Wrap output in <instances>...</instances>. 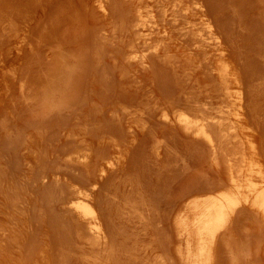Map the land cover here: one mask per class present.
<instances>
[{"label":"rangeland","instance_id":"obj_1","mask_svg":"<svg viewBox=\"0 0 264 264\" xmlns=\"http://www.w3.org/2000/svg\"><path fill=\"white\" fill-rule=\"evenodd\" d=\"M191 106L223 115L216 149L165 116ZM242 149L264 169V0H0V264H264L251 202L200 249V196Z\"/></svg>","mask_w":264,"mask_h":264},{"label":"bare ground","instance_id":"obj_2","mask_svg":"<svg viewBox=\"0 0 264 264\" xmlns=\"http://www.w3.org/2000/svg\"><path fill=\"white\" fill-rule=\"evenodd\" d=\"M164 2H166V1H164ZM101 5H102V3H101ZM196 5H198V4H196ZM137 10L139 11V9H137ZM136 17L138 19V22H139L138 24L140 26H145L147 24L148 21L144 18L142 12H138V16H136ZM133 18H134V16H133ZM150 22H152V21H150ZM136 27H138V25ZM193 30L194 29H192V31ZM138 31H140V30H138ZM138 31H137V33H138ZM205 31L210 33L209 38L216 39L217 41H219V38H218L219 36H217V35L215 36L213 25L209 20H206ZM142 35H144V34H142ZM142 58H144V57H142ZM204 65H205V63H204ZM223 71L227 72L228 69L227 70L225 69ZM222 73H223V79H224L225 78L224 72H222ZM227 76H229V75H227ZM225 80H224V82H225ZM228 83L229 82H227V86H228ZM225 91H226V89H225ZM226 92H227L228 96H232V97L234 96V94L231 92L230 87L227 88ZM222 94H224V93H222ZM236 96H237V98L242 99L240 94H237ZM214 99H215V97H214ZM196 103L199 104L198 102H196ZM208 103H209V101H208ZM211 103H214V102H211ZM240 103H242V102H240ZM200 104L203 105V103H200ZM187 105H188V103H187ZM209 105H210V103H209ZM188 107H189V105H188ZM209 108H211V106ZM214 108H216V107L212 106V109H210V113L209 112L203 113L206 110L205 108H203L205 110L202 113L201 112L198 113L199 111H202V108L199 106H191L190 110H188V109L183 110L182 108H180V110H176L175 112L173 111L174 117L170 113H166L165 116H166V118H169L170 121L175 120L176 122L175 121L174 122L176 125L183 128L186 132H188L192 135L194 134L193 136H196L197 138L199 137L200 140L201 139L205 140L206 142H208L209 145H211L214 149H216L218 147V144H216V137L214 135V132L211 131L212 127L213 126L220 127L221 131H226L227 129L223 130V121H222L223 115L220 116L218 114L219 112L218 113H216V112L211 113V111L214 110ZM194 109H196L198 111L194 112L193 111ZM207 109H208V107H207ZM219 109H221L220 110L221 113L224 111L223 107L222 108L219 107ZM215 111H217V110L215 109ZM223 113H225V112H223ZM240 115H241V113H240ZM236 124L237 123L231 124L230 127H228V129H230V130L233 129L237 132L236 128H238L237 127L238 125H236ZM215 130H217V129H215ZM227 133H228V130H227ZM221 136H222V134H221ZM231 136H232V133H231ZM239 140H240V143H243L241 141V139H239ZM226 141H227V136H226V139H222V141H220V142L224 143ZM217 143H218V141H217ZM244 145H245V143H244ZM251 147L254 150L253 153H255V151H256L254 149L255 146L251 145ZM245 149L248 151L247 147ZM238 153L242 154L244 157L240 158V159H236V155ZM246 153L247 152H245L242 149V150H237V151L229 154V158H228V164H229V168H230L229 180L231 183H230V185H228V187L224 188L225 186L220 185V186H217V187L212 188L211 190L207 191L206 194H202L203 196H200L202 200H201V205L199 207V217L196 219V223L200 227L199 238L201 240V248H200L201 252L203 255L209 254V257L206 259V261L212 260V256L210 255V252L212 251L213 247L211 248V245H213L217 241L218 228L226 226V224L229 221L231 214H234L236 212V209H238V207L240 205H243L241 203L247 204V203L251 202L250 205H252L254 210H256V212L258 213L257 215H260L264 221V184L262 187H258V186H256V183L254 181H252L254 178V174L257 175V177L259 176L260 179H262L264 181V169L262 167L263 165H262V163L260 164V160L256 161L254 159H250L249 157H248L249 159L248 158L246 159L245 158ZM114 164H115L114 161H112L111 159H108L106 163L101 165L102 166V173L104 174L107 170H109V168H112ZM241 176H245L246 179L248 177V181L251 184L241 185L239 183V181H240L239 177H241ZM243 180H244V178H243ZM262 180H261V182H262ZM244 181L246 183V180H244ZM95 185H97V184H95ZM93 203H94L93 198L90 195L84 194V193L77 194L70 201V204L75 208L77 213L80 214L84 219H86L85 222L88 225V229L93 234L94 233L99 234L103 231V227H102L103 225H102L101 220H100L101 218H99V215H98L99 213L96 210V208L93 206ZM241 208H243V207H241Z\"/></svg>","mask_w":264,"mask_h":264}]
</instances>
